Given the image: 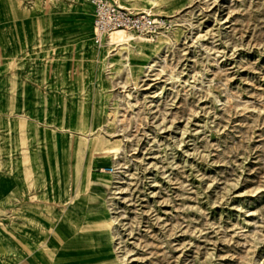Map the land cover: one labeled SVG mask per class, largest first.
<instances>
[{"label":"rangeland","instance_id":"374dc122","mask_svg":"<svg viewBox=\"0 0 264 264\" xmlns=\"http://www.w3.org/2000/svg\"><path fill=\"white\" fill-rule=\"evenodd\" d=\"M154 1L124 68L85 0H0V264H264V0Z\"/></svg>","mask_w":264,"mask_h":264},{"label":"built area","instance_id":"2783aa9c","mask_svg":"<svg viewBox=\"0 0 264 264\" xmlns=\"http://www.w3.org/2000/svg\"><path fill=\"white\" fill-rule=\"evenodd\" d=\"M93 15L94 44L102 47L116 30H128L155 42L170 28L164 17H155L118 5L113 0H85Z\"/></svg>","mask_w":264,"mask_h":264},{"label":"bare ground","instance_id":"6f19581e","mask_svg":"<svg viewBox=\"0 0 264 264\" xmlns=\"http://www.w3.org/2000/svg\"><path fill=\"white\" fill-rule=\"evenodd\" d=\"M157 1L154 0H148L143 5V12L144 14H148L150 16L153 12L150 11L147 7L150 5L156 4ZM117 3V2H116ZM120 5V4H119ZM122 6V5H120ZM94 29V28H93ZM131 31L128 30H116L110 34V36L107 38V46L104 48L105 54L102 61L103 66H109L110 64H116L118 67H124L127 66L130 63V55L133 52H140L144 48L143 43H139L137 46H134L131 44ZM133 34V33H132ZM116 49L117 51V58L111 59V50ZM110 67V66H109Z\"/></svg>","mask_w":264,"mask_h":264}]
</instances>
